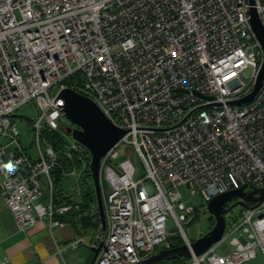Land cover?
I'll use <instances>...</instances> for the list:
<instances>
[{"label":"built area","instance_id":"1","mask_svg":"<svg viewBox=\"0 0 264 264\" xmlns=\"http://www.w3.org/2000/svg\"><path fill=\"white\" fill-rule=\"evenodd\" d=\"M254 7L264 26V0ZM250 8V0H0V195L18 228L43 219L53 228L73 209L54 204L61 156L71 163L65 177L86 165L79 181L91 164L86 147L60 133L67 88L127 132L102 160L107 224L91 245L103 242L94 264H142L174 239L190 247L186 226L214 197L264 188V82L252 101L232 105L252 94L264 61ZM31 102L34 159L15 121ZM121 145L141 157L143 178L132 160L115 164ZM250 205L187 264H253L259 253L264 264V202ZM229 238L233 251L218 254Z\"/></svg>","mask_w":264,"mask_h":264},{"label":"water","instance_id":"2","mask_svg":"<svg viewBox=\"0 0 264 264\" xmlns=\"http://www.w3.org/2000/svg\"><path fill=\"white\" fill-rule=\"evenodd\" d=\"M250 15L253 29L257 38L264 50V26L260 20L254 0H250ZM264 82V61L259 73V77L254 91L248 97L232 103V105H241L252 101ZM65 102L63 110L65 117L68 118L75 128H68L66 131L71 134L77 142L81 143L89 151L91 155L90 175L94 181V189L97 200V210L100 216L102 229L106 228V211L101 184V164L107 153L121 141L126 135V131L116 127L101 111V109L88 97L67 88L62 90L59 95ZM235 201L227 208V204ZM264 202V188H248L242 187L237 190H232L224 194L214 197L208 204V219L207 222L212 226L210 231L196 241H193L191 246L184 244L182 246L171 249L159 250L156 254L150 257L142 264H156L158 262L183 258L185 261L192 258V253L200 255L209 247L220 241L226 226V214L234 208L241 206L243 208L251 207L250 203H255L258 207ZM103 242L97 248H93L94 256L90 264H94L101 249Z\"/></svg>","mask_w":264,"mask_h":264},{"label":"crops","instance_id":"3","mask_svg":"<svg viewBox=\"0 0 264 264\" xmlns=\"http://www.w3.org/2000/svg\"><path fill=\"white\" fill-rule=\"evenodd\" d=\"M63 195L69 197L73 209L58 214L57 225L51 228L49 219H43L26 231L18 228L0 195V264H90L94 256L91 245L102 229L101 221L98 222L95 216L97 207L92 204L88 209H82L84 197L81 188L80 199ZM80 238L85 244L76 249L69 248Z\"/></svg>","mask_w":264,"mask_h":264},{"label":"rangeland","instance_id":"4","mask_svg":"<svg viewBox=\"0 0 264 264\" xmlns=\"http://www.w3.org/2000/svg\"><path fill=\"white\" fill-rule=\"evenodd\" d=\"M250 70L247 71L248 74H250ZM56 89H54V92ZM17 116L15 117V121L17 124V130L21 134V143L26 149L27 153L29 154L30 157L33 159L38 157L39 155V150L34 142V132L32 130V123L33 121L37 118L38 116V109L36 105L31 102L28 103L24 106H22L18 111H17ZM73 123L66 117H64L63 122H62V128L60 129L61 135L64 137V140L68 143L71 144L74 142V138L71 134L67 133V129L72 127L73 128ZM43 149L46 150V145L43 144ZM118 151L120 153V156L118 159L115 161L116 163L123 162L125 160H132L135 168H136V178L141 179L145 176L146 174V169L144 166V163L142 162L141 157L134 151V149L131 146L128 145H121L118 148ZM86 166L84 163H82L79 167L78 172L75 174H70L67 175L61 185H55L54 190L56 191V194H59V191L66 195H71L73 198L80 199L81 197L79 196V190L81 188V181H79L80 177V172L82 171V168ZM83 178L86 181V185L88 187L93 188L94 187V181L90 177L86 175V173H83ZM41 181V190L43 193V197L41 198V201L44 204H48L49 196L51 193V187L48 184V181L46 177L43 175L40 178ZM202 201L201 198L197 199L194 202V205H197ZM234 201H232V204ZM231 204V205H232ZM97 207V203L94 204ZM243 207L238 206L234 208L231 212L226 214V221L227 223H231L233 220H235L242 212ZM209 213H202L193 223L189 224L186 226V231L192 241H196L202 236H204L206 233L210 231L212 226L207 222ZM180 242L179 239H174L172 243L174 245L178 244ZM233 246L231 245V239H225L220 246L217 248V253L221 255H226L227 253L233 251ZM263 260V256L261 253H259L258 258L253 262V264H259L260 261Z\"/></svg>","mask_w":264,"mask_h":264},{"label":"trees","instance_id":"5","mask_svg":"<svg viewBox=\"0 0 264 264\" xmlns=\"http://www.w3.org/2000/svg\"><path fill=\"white\" fill-rule=\"evenodd\" d=\"M66 83L69 85H72V80L71 81L67 80ZM90 160H91V157H89V161ZM77 163L79 164L80 162H78V160H77ZM70 167H71L70 161L61 156L60 157V164L57 167H55L51 172L52 177L54 179V187H55V185H61L63 179L65 178V173L70 170ZM90 172L91 171H90V166H89L86 169V175L88 177L91 176ZM80 184H81V190L83 191V197H84V202L82 203L81 207H82V209L87 208V207L89 208V206H91L92 204L97 203L95 189H94V187L93 188L88 187L86 185V181L83 177L81 179ZM54 197H55L54 198L55 206L62 205V203L64 201H66L67 204H70L69 197H64V195L61 191H59V194H56V191L54 190ZM95 216L99 222L100 221L99 213L97 212ZM88 218H90V217L88 216ZM182 244L183 243L180 241L178 244H176V245L173 244V245L175 247H178V246H182ZM156 264H187V262L183 258H175V259L164 260V261L158 262Z\"/></svg>","mask_w":264,"mask_h":264},{"label":"flooded vegetation","instance_id":"6","mask_svg":"<svg viewBox=\"0 0 264 264\" xmlns=\"http://www.w3.org/2000/svg\"><path fill=\"white\" fill-rule=\"evenodd\" d=\"M73 128H75V126H73ZM235 201H238V200H234V202ZM232 204V202H230L229 204H227V208L230 206ZM215 224V221H213V224H212V226Z\"/></svg>","mask_w":264,"mask_h":264}]
</instances>
